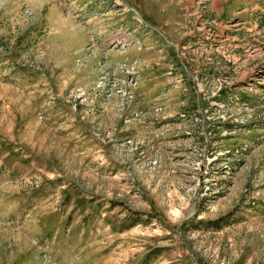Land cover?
Masks as SVG:
<instances>
[{
	"label": "rangeland",
	"instance_id": "obj_1",
	"mask_svg": "<svg viewBox=\"0 0 264 264\" xmlns=\"http://www.w3.org/2000/svg\"><path fill=\"white\" fill-rule=\"evenodd\" d=\"M0 264H264V0H0Z\"/></svg>",
	"mask_w": 264,
	"mask_h": 264
}]
</instances>
